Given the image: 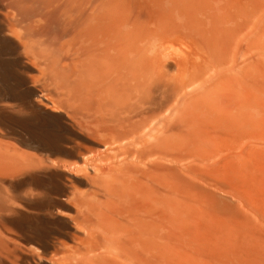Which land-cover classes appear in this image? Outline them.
I'll return each mask as SVG.
<instances>
[{
	"label": "bare ground",
	"instance_id": "bare-ground-1",
	"mask_svg": "<svg viewBox=\"0 0 264 264\" xmlns=\"http://www.w3.org/2000/svg\"><path fill=\"white\" fill-rule=\"evenodd\" d=\"M39 1L0 0V264H264V4Z\"/></svg>",
	"mask_w": 264,
	"mask_h": 264
},
{
	"label": "rangeland",
	"instance_id": "rangeland-1",
	"mask_svg": "<svg viewBox=\"0 0 264 264\" xmlns=\"http://www.w3.org/2000/svg\"><path fill=\"white\" fill-rule=\"evenodd\" d=\"M39 1V0H38ZM38 1L36 2V0H32V4H42V2L41 3H38ZM86 1V2H85ZM94 1V3H95V0H92L91 2H90V0L88 1V0H80V2H79V0H76V1H74L73 0V3H75L76 4V2H78L77 4H87L88 2V4H94V3H92ZM102 1V2H101ZM107 1V0H106ZM105 1V2H106ZM40 2V1H39ZM99 2H101V3H103L104 2V0H100ZM104 2V3H105ZM236 2V3H235ZM30 3V2H29ZM28 3V4H29ZM72 3V4H73ZM219 4H264V0H220V3ZM263 11H261V13H262V15H261V19L262 18H264L263 16V13H264V5H263V9H262ZM256 20H258L257 18H254L253 20H252V23L255 21V23H253V25L254 24H256ZM261 22H262V24L264 25V21H262L261 20ZM63 23H66V22H63ZM62 23V24H63ZM67 25V26H66ZM66 25L65 24H63V29L60 27V29H58V31L59 32H61L60 30H63L64 31V28H66V32L67 33H65V32H63V34H66V35H68V34H71L72 32H73V30L72 29H74V27L73 28H71L72 27V25H74V24H71L70 25V27H68V25H69V23H66ZM60 26H62V25H60ZM18 27V26H17ZM67 28H68V30H67ZM70 28V29H69ZM69 30H70V32H69ZM62 32L60 33L61 35H62ZM7 33H10V31H7ZM66 35H65V37H66ZM2 46H3V43H2ZM3 52V53H2ZM5 54V55H4ZM0 59H1V61L3 62L5 59H7L8 57H10V53L8 52V50H6L5 49V47H1V49H0ZM8 57H7V56ZM21 55L23 56V58H24V60H26L27 62L29 61L28 59H27V56H24L25 54H22L21 53ZM6 56V57H5ZM26 57V58H25ZM28 63H30V62H28Z\"/></svg>",
	"mask_w": 264,
	"mask_h": 264
}]
</instances>
